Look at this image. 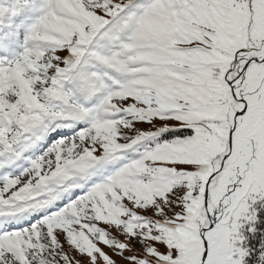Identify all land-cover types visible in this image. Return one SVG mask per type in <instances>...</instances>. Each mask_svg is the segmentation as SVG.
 <instances>
[{
    "label": "snow or ice",
    "instance_id": "6c2138e0",
    "mask_svg": "<svg viewBox=\"0 0 264 264\" xmlns=\"http://www.w3.org/2000/svg\"><path fill=\"white\" fill-rule=\"evenodd\" d=\"M0 264H264V0L0 6Z\"/></svg>",
    "mask_w": 264,
    "mask_h": 264
},
{
    "label": "rangeland",
    "instance_id": "374dc122",
    "mask_svg": "<svg viewBox=\"0 0 264 264\" xmlns=\"http://www.w3.org/2000/svg\"><path fill=\"white\" fill-rule=\"evenodd\" d=\"M13 0H0V6H12Z\"/></svg>",
    "mask_w": 264,
    "mask_h": 264
}]
</instances>
